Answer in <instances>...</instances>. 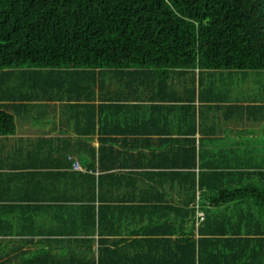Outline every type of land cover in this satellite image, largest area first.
Segmentation results:
<instances>
[{
	"label": "crops",
	"instance_id": "0c3cea01",
	"mask_svg": "<svg viewBox=\"0 0 264 264\" xmlns=\"http://www.w3.org/2000/svg\"><path fill=\"white\" fill-rule=\"evenodd\" d=\"M132 80L98 83L97 104L102 93L127 106L114 109L103 135L98 121L94 171L74 154L57 168L60 146L42 145L79 138L60 101L34 102L27 119L16 116V133L0 137V264H178L187 262L183 246L157 239L184 237L197 242V264H264V72L174 70L156 101ZM101 136L114 141L105 171ZM191 146L192 170L208 175L187 218L164 207L189 199L175 172ZM83 174L96 176L95 211Z\"/></svg>",
	"mask_w": 264,
	"mask_h": 264
},
{
	"label": "trees",
	"instance_id": "16d2710c",
	"mask_svg": "<svg viewBox=\"0 0 264 264\" xmlns=\"http://www.w3.org/2000/svg\"><path fill=\"white\" fill-rule=\"evenodd\" d=\"M198 68L264 72V0H0V137L16 133V116L27 119L34 102L60 101L68 127L79 138L59 140L60 145L58 140L42 139V145L60 146L53 159L57 168L74 154L94 171L98 121L103 135L109 117L121 112L114 109L127 106L102 93L103 103L97 104L98 83L104 82V89L107 82L125 83L127 88L137 76L143 92L154 94L156 101L163 99L157 97L163 73ZM113 146V139L101 136L103 171L111 169L105 161ZM180 156L186 169L175 175L189 183V199L180 208H164L185 210L192 218L197 182L202 186L208 174L197 177L192 170L197 156L192 146ZM83 175L88 179V200L94 202L89 208L95 211L96 176ZM157 241L183 246L187 262L178 264H197L194 239Z\"/></svg>",
	"mask_w": 264,
	"mask_h": 264
},
{
	"label": "built area",
	"instance_id": "2783aa9c",
	"mask_svg": "<svg viewBox=\"0 0 264 264\" xmlns=\"http://www.w3.org/2000/svg\"><path fill=\"white\" fill-rule=\"evenodd\" d=\"M75 167L78 168V169H80V163L79 162H76L75 163ZM199 216H200V218H203L204 217V214L203 213H200Z\"/></svg>",
	"mask_w": 264,
	"mask_h": 264
},
{
	"label": "rangeland",
	"instance_id": "374dc122",
	"mask_svg": "<svg viewBox=\"0 0 264 264\" xmlns=\"http://www.w3.org/2000/svg\"><path fill=\"white\" fill-rule=\"evenodd\" d=\"M251 81H252V82H256L257 80H253V79H251ZM251 81H250V82H251ZM16 123H17V126H18V127H20V126H21V125H20V124H21V122H20L18 119L16 120Z\"/></svg>",
	"mask_w": 264,
	"mask_h": 264
}]
</instances>
